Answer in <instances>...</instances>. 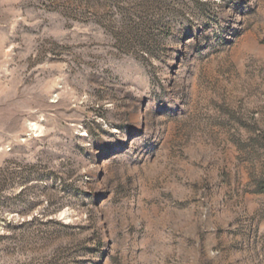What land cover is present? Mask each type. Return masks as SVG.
Returning a JSON list of instances; mask_svg holds the SVG:
<instances>
[{
    "label": "rangeland",
    "instance_id": "374dc122",
    "mask_svg": "<svg viewBox=\"0 0 264 264\" xmlns=\"http://www.w3.org/2000/svg\"><path fill=\"white\" fill-rule=\"evenodd\" d=\"M0 264H264V0H0Z\"/></svg>",
    "mask_w": 264,
    "mask_h": 264
}]
</instances>
